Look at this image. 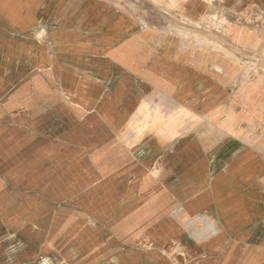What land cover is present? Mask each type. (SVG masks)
I'll return each instance as SVG.
<instances>
[{
  "label": "crops",
  "instance_id": "1",
  "mask_svg": "<svg viewBox=\"0 0 264 264\" xmlns=\"http://www.w3.org/2000/svg\"><path fill=\"white\" fill-rule=\"evenodd\" d=\"M141 5L0 0V264H264V0Z\"/></svg>",
  "mask_w": 264,
  "mask_h": 264
},
{
  "label": "rangeland",
  "instance_id": "2",
  "mask_svg": "<svg viewBox=\"0 0 264 264\" xmlns=\"http://www.w3.org/2000/svg\"><path fill=\"white\" fill-rule=\"evenodd\" d=\"M138 4H139V9L141 10L143 8V6L141 5V0H138ZM143 9H145V8H143ZM153 10H154V16H155V25L156 26L162 25L163 24L162 20H166V9L159 7L156 4H154ZM178 21L180 22L182 20L179 19ZM213 31L214 30L211 27L208 28V30H206V32H208V33H212ZM90 225H91V227L95 228L96 226H98V223L90 219ZM180 225H181V222H180Z\"/></svg>",
  "mask_w": 264,
  "mask_h": 264
},
{
  "label": "bare ground",
  "instance_id": "3",
  "mask_svg": "<svg viewBox=\"0 0 264 264\" xmlns=\"http://www.w3.org/2000/svg\"><path fill=\"white\" fill-rule=\"evenodd\" d=\"M232 25V24H231ZM35 84V83H34ZM28 95H30V94H28ZM27 96V95H26ZM43 98H44V96H43Z\"/></svg>",
  "mask_w": 264,
  "mask_h": 264
}]
</instances>
